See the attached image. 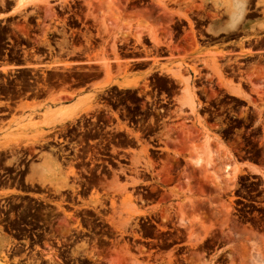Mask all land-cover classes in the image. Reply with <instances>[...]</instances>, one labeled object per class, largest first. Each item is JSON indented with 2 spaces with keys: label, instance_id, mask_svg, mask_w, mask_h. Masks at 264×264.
<instances>
[{
  "label": "rangeland",
  "instance_id": "1",
  "mask_svg": "<svg viewBox=\"0 0 264 264\" xmlns=\"http://www.w3.org/2000/svg\"><path fill=\"white\" fill-rule=\"evenodd\" d=\"M17 1L0 0L11 11L0 19V59L28 67L0 73V95L83 98L19 104L0 145L37 142L44 126L86 120L109 98L118 103H104L107 125L130 136L114 142L125 151L95 174L79 214L51 211L59 237L94 234L83 232L71 255L80 264H264V53L253 52L264 48V22H243L245 0ZM96 81L105 83L91 88ZM124 102L128 124L115 109ZM39 160L34 177L65 187L74 170L52 154Z\"/></svg>",
  "mask_w": 264,
  "mask_h": 264
},
{
  "label": "flooded vegetation",
  "instance_id": "2",
  "mask_svg": "<svg viewBox=\"0 0 264 264\" xmlns=\"http://www.w3.org/2000/svg\"><path fill=\"white\" fill-rule=\"evenodd\" d=\"M244 6L247 7L242 18L244 23L264 22V0H245ZM261 37L258 41L264 43V34ZM253 52L259 57L264 48ZM16 67L12 72L28 66L17 64ZM6 96L0 95V137L10 135V129L1 125L10 123L16 107L28 100L25 96ZM106 101L118 103L114 98L101 99L95 114L87 115L86 120L65 128H57L58 124H54L55 128L54 125L44 126L47 134L37 142L26 139L19 144L0 145V249L5 250L8 264H80L79 259L71 255V249L83 232L90 237L94 234L86 229L83 232L72 229L66 237H59L51 211L79 214L77 201L91 191L89 185L96 182L95 174L117 162L115 149L125 151L115 147L114 142H129L130 136L126 129H122L119 136V131L107 125L111 122L106 119L114 120V114L113 107L104 104ZM115 109H120L123 122L128 124L129 104L124 102ZM114 134L117 136L113 137ZM41 154H52L65 171L74 170L59 191L34 177V166L40 164ZM57 203L62 207L58 208ZM84 237L92 241L89 236ZM46 252L53 255L42 254Z\"/></svg>",
  "mask_w": 264,
  "mask_h": 264
},
{
  "label": "crops",
  "instance_id": "3",
  "mask_svg": "<svg viewBox=\"0 0 264 264\" xmlns=\"http://www.w3.org/2000/svg\"><path fill=\"white\" fill-rule=\"evenodd\" d=\"M11 14V11L8 10V11H0V19H4V18H7L9 17ZM17 64L16 63H12V62H9V61H6V60H2L0 61V71L3 72V73H10L12 71H15L17 70ZM2 68H4L5 70H1ZM124 79L122 78H119L117 79L118 82L120 81H123ZM103 83H105L104 81H96V84H92L90 87L91 88H96L100 85H102ZM114 85V83H109V84H106L104 85V87L106 86H112ZM102 87V88H104ZM61 101H57L58 98L56 97H53L51 95H48V94H44V95H41V96H37L35 98H28V100H26L27 102H30L31 100H35L38 105H42V106H45V105H49L51 106V108H55V107H58L60 105H73V104H78L79 102H81V99L83 98V95L81 94H75L73 97H59ZM55 100V101H54ZM40 111H43V108H41Z\"/></svg>",
  "mask_w": 264,
  "mask_h": 264
},
{
  "label": "bare ground",
  "instance_id": "4",
  "mask_svg": "<svg viewBox=\"0 0 264 264\" xmlns=\"http://www.w3.org/2000/svg\"><path fill=\"white\" fill-rule=\"evenodd\" d=\"M38 1H40L39 3H43V0H42V2H41V0H38ZM29 1L28 0H18L17 1V4H18V6H23V5H25L26 3H28ZM45 3V2H44ZM4 69V68H3ZM227 166V165H226ZM218 170V169H217ZM216 170V171H217ZM216 171H215V173H216ZM223 172H225V173H227L228 172V169L226 168L225 170H223ZM218 173V172H217ZM260 255V252H257L256 253V256H259ZM255 259H258V258H256L255 257Z\"/></svg>",
  "mask_w": 264,
  "mask_h": 264
}]
</instances>
